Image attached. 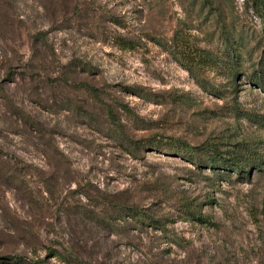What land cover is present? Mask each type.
<instances>
[{
    "label": "rangeland",
    "instance_id": "obj_1",
    "mask_svg": "<svg viewBox=\"0 0 264 264\" xmlns=\"http://www.w3.org/2000/svg\"><path fill=\"white\" fill-rule=\"evenodd\" d=\"M3 256L264 264V0H0Z\"/></svg>",
    "mask_w": 264,
    "mask_h": 264
},
{
    "label": "trees",
    "instance_id": "obj_2",
    "mask_svg": "<svg viewBox=\"0 0 264 264\" xmlns=\"http://www.w3.org/2000/svg\"><path fill=\"white\" fill-rule=\"evenodd\" d=\"M185 68H187L188 70H190V67L189 65H184ZM196 151V148H189L187 147V153H192L194 154ZM212 162V161H211ZM214 162V161H213ZM216 163V162H214ZM219 166L223 167L225 170H229L230 168H238L237 166H235L234 164H232L230 161H227V160H223L221 161L220 163H217ZM208 165L212 166L213 168V164L212 163H208ZM258 168V166H257ZM234 170V169H233ZM125 208V207H124ZM142 211H137L136 209H133V208H127L126 209V214L127 216H129L131 219H134V217H147V215H144L142 213H140ZM147 218H150V217H147ZM125 220V219H124ZM57 256H60L59 258H63L59 253L55 252V251H51L50 252V257H57ZM3 260H6V261H3ZM65 260V259H64ZM65 263H72L70 261L66 260L64 261ZM0 264H43V261L42 260H38V261H31L25 257H21V256H8L7 258L5 256L3 257H0Z\"/></svg>",
    "mask_w": 264,
    "mask_h": 264
}]
</instances>
